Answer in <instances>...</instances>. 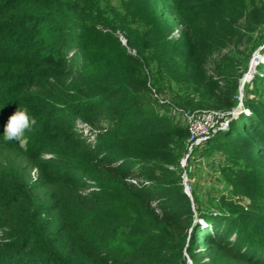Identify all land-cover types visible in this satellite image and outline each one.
<instances>
[{
  "label": "trees",
  "instance_id": "obj_1",
  "mask_svg": "<svg viewBox=\"0 0 264 264\" xmlns=\"http://www.w3.org/2000/svg\"><path fill=\"white\" fill-rule=\"evenodd\" d=\"M224 1L194 20V0H0V264H264L263 63L260 98L208 142L246 160L231 179L246 211L203 212L186 195L188 132L146 99L155 76L188 74L179 27L218 84L215 57L244 36ZM19 108L36 120L27 151L3 137Z\"/></svg>",
  "mask_w": 264,
  "mask_h": 264
},
{
  "label": "rangeland",
  "instance_id": "obj_2",
  "mask_svg": "<svg viewBox=\"0 0 264 264\" xmlns=\"http://www.w3.org/2000/svg\"><path fill=\"white\" fill-rule=\"evenodd\" d=\"M222 1L194 0L196 6L193 9L195 11L194 20H197L200 15H206L202 11L208 12L207 10L219 5ZM224 4V7L231 10L228 16L231 19L232 17L236 18V21H238V27L236 28L241 29L244 36L239 37L240 40L237 44L215 57V60L220 63V72L217 73L216 70L215 73L218 84L213 81L207 85L191 55L190 43L183 38L184 29L179 27L171 36V39L177 43L178 53L190 60L187 76L183 80L181 78L174 79L167 75L163 78L155 76L149 85L150 92L146 98L149 102L148 111L166 117L175 127H180L186 131V114L204 110L225 113V117L228 119L226 128L228 131L232 120L238 119L241 113H249L245 107L246 99H259L262 95L260 92H255L256 88L252 81L257 74V66L260 63L264 65V0H225ZM216 8L218 14L224 15L221 6ZM242 8L245 9L243 10L245 11L244 16L241 14ZM252 14L257 15V17H253ZM239 35H241L240 32ZM252 67L254 68L251 73ZM214 71L213 67L210 66V75ZM249 73L251 75L244 84L245 77ZM257 86L260 85L257 84ZM216 87L222 89V92H229L230 99H234L237 103L236 107L229 108L227 106L230 102L229 97L226 98L220 95L219 92H215L214 88ZM233 89H236V93ZM259 91L262 92V87L259 88ZM64 120L65 118L59 115L58 112L50 114L47 120V130L50 124H57ZM71 121L69 119V122ZM224 141L226 142V140H222V142ZM215 143H207L195 150L192 155L186 157L187 140L185 141L182 160L186 159L184 167L181 160V168L183 173L187 174L189 183L192 186V200L197 201L198 207L203 212L217 210L226 212L232 205L246 211L250 201L248 198L239 197L234 193L231 179L241 173V169L245 167L247 162L243 157L234 155L237 150L229 142H226V144L220 143L219 145ZM60 147L59 145L57 148L54 146L52 151L60 155L58 152ZM53 156L54 153H46L44 157L51 158ZM187 261L192 264L189 259Z\"/></svg>",
  "mask_w": 264,
  "mask_h": 264
},
{
  "label": "built area",
  "instance_id": "obj_3",
  "mask_svg": "<svg viewBox=\"0 0 264 264\" xmlns=\"http://www.w3.org/2000/svg\"><path fill=\"white\" fill-rule=\"evenodd\" d=\"M120 41L125 45L126 40L123 36ZM225 113L219 111H197L186 114L187 122V154L186 157L192 155L195 150L201 148L209 141H211L218 133L226 131L228 126V119ZM186 159V158H185ZM185 159L182 160V166L185 165ZM184 192L192 199V186L189 183L187 174L182 175ZM137 184L135 181H133Z\"/></svg>",
  "mask_w": 264,
  "mask_h": 264
},
{
  "label": "clouds",
  "instance_id": "obj_4",
  "mask_svg": "<svg viewBox=\"0 0 264 264\" xmlns=\"http://www.w3.org/2000/svg\"><path fill=\"white\" fill-rule=\"evenodd\" d=\"M36 120L28 115L27 109H18L12 114L4 126L5 141H15L21 150H28V138L25 133L32 130Z\"/></svg>",
  "mask_w": 264,
  "mask_h": 264
},
{
  "label": "bare ground",
  "instance_id": "obj_5",
  "mask_svg": "<svg viewBox=\"0 0 264 264\" xmlns=\"http://www.w3.org/2000/svg\"><path fill=\"white\" fill-rule=\"evenodd\" d=\"M253 68H254V67H252V69H251V73L253 72ZM251 73H249V74L245 77V80H244V82H243L244 84L248 81V79H249Z\"/></svg>",
  "mask_w": 264,
  "mask_h": 264
},
{
  "label": "water",
  "instance_id": "obj_6",
  "mask_svg": "<svg viewBox=\"0 0 264 264\" xmlns=\"http://www.w3.org/2000/svg\"><path fill=\"white\" fill-rule=\"evenodd\" d=\"M240 107V106H239Z\"/></svg>",
  "mask_w": 264,
  "mask_h": 264
}]
</instances>
